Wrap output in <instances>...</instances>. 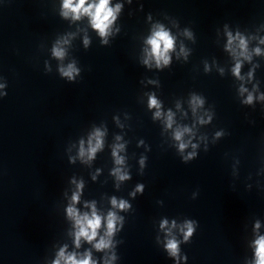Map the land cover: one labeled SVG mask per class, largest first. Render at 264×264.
<instances>
[{
	"label": "clouds",
	"instance_id": "obj_1",
	"mask_svg": "<svg viewBox=\"0 0 264 264\" xmlns=\"http://www.w3.org/2000/svg\"><path fill=\"white\" fill-rule=\"evenodd\" d=\"M109 0H99L98 4L95 5H89L87 8H84L85 0H79V3L75 6L72 4V0H66L64 7L69 8L74 12L84 11L86 13H90L93 17V26L98 29L102 34L104 33L107 24L106 22L109 21V18L113 16V12L110 8H108ZM94 9V11H93ZM163 43L164 50L161 51L160 44ZM149 43L152 45L153 53L156 54L157 58H165V52L172 47V39L171 37L164 31L157 32L155 34V37L149 41ZM57 56L62 55L61 52L57 51L55 53ZM72 69L69 68L67 72L64 73V75L71 76ZM236 72L238 74L239 72V65H237ZM251 97H249V100ZM152 104H155V100L151 102ZM176 138H180V133L177 132ZM184 145H181V148H183ZM91 152H95V148L91 149ZM124 177L122 176L121 179ZM78 199L76 195L73 196V200ZM113 204H116V201L113 200ZM120 207H124L123 202H121ZM68 212L70 215L76 218V223L79 226V231L76 233V243L77 246H79V239L80 237H85L89 242L92 241L96 236V229L100 227L101 224V218L95 214V211H93L91 218L86 214L83 217H79L73 208H69ZM114 215L109 214L108 217V229L109 232L114 227ZM191 231V229H190ZM257 246H258V255L262 258H264V237L257 240ZM106 242L104 240H101L98 244L95 245L97 249L106 247ZM169 248L175 250L176 245L174 242H170L168 245ZM61 257H63V252H61ZM56 264H59V261L56 262ZM66 264H92L89 257H86L82 260H76L74 256L67 257ZM257 264H264V259H258Z\"/></svg>",
	"mask_w": 264,
	"mask_h": 264
}]
</instances>
